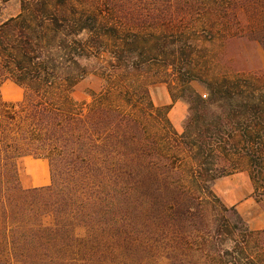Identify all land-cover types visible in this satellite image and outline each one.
Listing matches in <instances>:
<instances>
[{
	"label": "trees",
	"instance_id": "obj_1",
	"mask_svg": "<svg viewBox=\"0 0 264 264\" xmlns=\"http://www.w3.org/2000/svg\"><path fill=\"white\" fill-rule=\"evenodd\" d=\"M0 264H264V0H0ZM100 76L89 102L75 91ZM189 113L178 131L152 98ZM201 84L206 93L199 92ZM25 157L51 182L23 187Z\"/></svg>",
	"mask_w": 264,
	"mask_h": 264
},
{
	"label": "rangeland",
	"instance_id": "obj_2",
	"mask_svg": "<svg viewBox=\"0 0 264 264\" xmlns=\"http://www.w3.org/2000/svg\"><path fill=\"white\" fill-rule=\"evenodd\" d=\"M15 9H10L5 11L3 15H0V19L7 16L8 13L15 12ZM264 48L259 50L260 64L264 67V62L261 57V53ZM102 80L97 74H89L86 76L77 86L75 91V98L78 102H89L92 91H98L101 87ZM195 89L199 92L205 94L206 89L199 83H194ZM23 89L15 84L14 82L8 80L4 82L0 88V94L4 100L7 101H17L23 96ZM152 98L154 103L158 107H167L168 116L173 123L174 127L178 131H182L184 127L185 120L188 116L189 105L183 100L173 101L170 89L165 83H157L152 89ZM44 163V165H42ZM23 181L21 180L22 186L28 188L32 183V176L28 173L29 170L38 171L40 174H48L50 176V170L48 163L44 160H36L32 157H27L21 162ZM31 177V178H30ZM22 179V177H21ZM252 187V194L249 191ZM214 190L216 194L222 199V201L228 205H236L235 203H241L247 200L250 196L257 201L254 195L253 183L250 180L246 172H237L219 179ZM259 206L246 207L238 211L243 215V217L249 222L250 217H253L261 211H264V206L258 202ZM250 214V215H249ZM260 225H264L263 221H259ZM158 264H167L165 261Z\"/></svg>",
	"mask_w": 264,
	"mask_h": 264
},
{
	"label": "crops",
	"instance_id": "obj_3",
	"mask_svg": "<svg viewBox=\"0 0 264 264\" xmlns=\"http://www.w3.org/2000/svg\"><path fill=\"white\" fill-rule=\"evenodd\" d=\"M261 57H262V60L264 62V50L261 53ZM25 158H27V157H25ZM32 158H34V157H32ZM34 159L44 160V159H37V158H34ZM44 161L47 162V160H44ZM42 165H44V163ZM48 166H49V164H48ZM49 170H50V168H49ZM28 173L32 176V180H33L32 183L28 187L45 186V185L50 184V182H51V176H49L47 173L46 174L45 173L40 174L38 171H32V170H29ZM21 177H22L21 180L23 181L22 174H21ZM249 194H252V187H251V190L249 191ZM235 204H236L235 206L237 208H239V210L244 209L246 207L259 206L258 202H256L252 196H250L244 202L235 203ZM260 220L264 222V211H261L260 213H259V211H257V214L255 216L250 217L249 224L253 229H264V225H260V222H259Z\"/></svg>",
	"mask_w": 264,
	"mask_h": 264
}]
</instances>
